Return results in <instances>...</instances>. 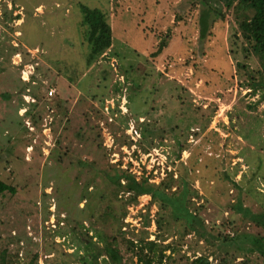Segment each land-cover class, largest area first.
Returning <instances> with one entry per match:
<instances>
[{
  "label": "rangeland",
  "instance_id": "374dc122",
  "mask_svg": "<svg viewBox=\"0 0 264 264\" xmlns=\"http://www.w3.org/2000/svg\"><path fill=\"white\" fill-rule=\"evenodd\" d=\"M81 6L112 28L93 63ZM201 10L196 0H0V180L15 189L0 196V250H18V262L90 260L79 223L115 234L99 216L109 204L122 211L126 195L114 201L108 176L127 169L152 183L172 174L188 191L193 222L184 205L160 210L149 196L125 207L127 238L171 245L164 264H264L252 244L264 243V87H247L257 64L242 50L239 9L203 38ZM123 127L139 146L124 145Z\"/></svg>",
  "mask_w": 264,
  "mask_h": 264
},
{
  "label": "trees",
  "instance_id": "16d2710c",
  "mask_svg": "<svg viewBox=\"0 0 264 264\" xmlns=\"http://www.w3.org/2000/svg\"><path fill=\"white\" fill-rule=\"evenodd\" d=\"M196 5L202 7L198 30L199 37L201 38L209 35L211 27L216 22L224 19V12H229L232 9H239L240 19L237 23V29L238 36L241 37L243 42L242 50L246 57L253 58L257 64V69L254 72V74L257 75V78L252 75L249 76L250 82L247 84V87H253L254 89L257 87H264V0H196ZM81 12L83 14L82 23L86 27V41L89 45L88 60L93 63L94 61L107 56V53H109L113 44L112 28L107 21L106 15L102 11L81 6ZM163 45L164 42H161L158 50L161 51ZM8 49L10 54L15 52L13 46H9ZM99 102L102 103L103 100L101 99ZM117 111L118 110H115L114 107L111 110L112 113L110 116L113 117ZM110 116H103L105 123L107 122L109 125L114 123L113 119L110 121L108 120ZM133 117L139 119L143 116L133 115ZM34 119V117H31L29 120H32V123H34ZM139 132L141 133V129H139ZM122 136L125 138L124 145L130 146L131 144L136 143L138 146L140 145L139 140H133L131 136L125 134L124 127L122 130ZM28 143L31 142L29 141ZM108 177L110 178L111 183L115 186L113 192L114 201L116 202V200L121 199L118 198L119 193L126 195L122 200L124 201L121 206L123 209L121 212L115 213L112 204H109L104 213L99 216L103 219H113L116 224L115 234L113 236H107L101 229L94 227V222H91L88 228H84L82 224L79 223V225H81L80 227L83 228L82 230L84 231L85 237L80 240L79 236L77 240L83 244V249L86 250V253H88L89 250H94L92 258L87 260L86 256H82L81 263L97 264L99 256H103V264H123V254L120 245L124 244L125 251L132 253V256L135 258V263L132 261V258H130V261L127 264H164L167 259H170V256H166L164 252L170 251V255L173 253L171 245L167 244L159 246L156 241H149L145 236L138 239L127 238L128 230H123L125 225L123 219L127 213L125 207L128 205H135L138 202L139 197L149 196L150 204L156 205L160 210L170 206L175 212H177V214H179L180 212L182 213V206L184 205L185 208L183 213L188 217L186 221L193 222L196 220V217L187 209L186 203L190 201L187 189L183 186L181 189H178V187L174 189L175 186L173 185L174 181H172V174L168 177L170 180H168V178L164 180L161 179L158 183H152L149 176H143L140 179H136L134 174L130 173L127 169H118L114 172L113 176ZM177 183L178 182H175V184ZM184 183L186 185V182L182 181L183 185ZM14 191V187L0 180V196L5 193L13 194ZM193 193L194 195H198L196 192ZM43 195L46 196V194ZM80 200L85 201V197L81 196ZM46 210L48 211L47 208ZM142 215L147 216V214ZM155 224L157 230L161 231V227L164 225L163 217L159 216L155 220ZM89 231L93 232L90 236ZM143 232L146 233L145 231ZM57 235L62 236V233L57 232ZM93 238L96 239V242H93ZM158 239H160L159 236H157V240ZM224 239L230 240L233 238L225 236ZM17 241L19 240L17 239ZM99 243L101 245L100 251H95L93 246L94 244L96 245ZM252 244H254V249L260 250L264 255V243L258 245L252 242ZM16 251L17 252L11 256L7 250H0V264H37V254L27 262L24 260L18 262V250ZM87 255L90 256V254ZM191 264H209V262L207 258L199 256L193 259Z\"/></svg>",
  "mask_w": 264,
  "mask_h": 264
},
{
  "label": "built area",
  "instance_id": "2783aa9c",
  "mask_svg": "<svg viewBox=\"0 0 264 264\" xmlns=\"http://www.w3.org/2000/svg\"><path fill=\"white\" fill-rule=\"evenodd\" d=\"M53 93H54L53 90H49V92H48V96H49V97L53 96ZM111 101H113V100H111ZM106 102H108V101H106ZM105 109H106V108H105ZM112 109H113V108H112ZM106 110L108 111V109H106ZM106 110H105V111H106ZM107 111H106V112H107ZM108 120L110 121V120H111V117H109ZM134 132H135V134H137L135 130H134ZM131 138H132L133 140H135L134 137L131 136ZM152 225H153V224H152Z\"/></svg>",
  "mask_w": 264,
  "mask_h": 264
}]
</instances>
